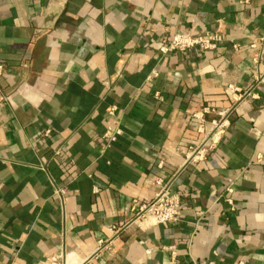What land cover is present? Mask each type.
Masks as SVG:
<instances>
[{
	"label": "crops",
	"instance_id": "crops-1",
	"mask_svg": "<svg viewBox=\"0 0 264 264\" xmlns=\"http://www.w3.org/2000/svg\"><path fill=\"white\" fill-rule=\"evenodd\" d=\"M176 33L227 42L163 56ZM263 35L264 0H0V264L87 256L173 176L179 220L129 227L100 264H264V85L207 162L173 175L191 115L254 86L256 52L231 42ZM108 127L122 134L103 150Z\"/></svg>",
	"mask_w": 264,
	"mask_h": 264
},
{
	"label": "built area",
	"instance_id": "built-area-1",
	"mask_svg": "<svg viewBox=\"0 0 264 264\" xmlns=\"http://www.w3.org/2000/svg\"><path fill=\"white\" fill-rule=\"evenodd\" d=\"M248 1L244 0V3ZM225 42H227V39L223 35L215 33H205L198 36L176 33L168 44L160 48V53L163 56H167L169 54L184 55L194 50L212 52L216 51ZM231 44L235 51L246 47L256 52L253 58L254 64L257 65V71L252 77L254 86L244 90L235 85H229L226 88V95L230 99L229 106L215 107L204 105L191 115L192 120L196 122L197 141L186 148L183 162L173 175L186 168L196 167L207 162L224 141L231 128L233 115L238 112L242 104L257 99L258 95L254 88L264 85V35L249 40L244 45L234 42H231ZM2 71L3 69L0 66V73ZM156 97L158 98L159 95H156ZM116 111L117 108L113 107L110 110V115L114 116ZM46 134H50V131H46ZM121 134L122 131L119 127H108L102 135L103 150L114 144ZM258 159H261V157H258ZM164 164V161H161L159 167L162 168ZM174 177L168 180L158 179L156 181L157 193L149 201L134 200L130 209L132 215L130 221L122 226L110 227L108 229L109 235L99 239L94 249L87 256L80 257L77 253L67 252L66 248H63L58 255L50 260V263L100 264L116 250V242L119 235L129 227L150 228L156 225L177 222L181 209V197L174 187ZM55 193L60 198V201L63 202L65 191L57 190ZM227 193L229 195L228 203L233 208L234 202L230 198L233 189L228 188ZM171 264H176L175 259L172 260Z\"/></svg>",
	"mask_w": 264,
	"mask_h": 264
}]
</instances>
